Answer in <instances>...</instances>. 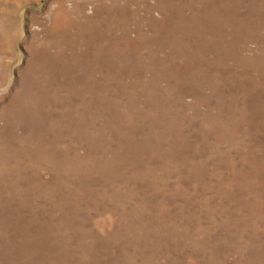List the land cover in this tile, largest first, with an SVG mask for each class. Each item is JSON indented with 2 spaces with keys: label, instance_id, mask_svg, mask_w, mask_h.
<instances>
[{
  "label": "rangeland",
  "instance_id": "rangeland-1",
  "mask_svg": "<svg viewBox=\"0 0 264 264\" xmlns=\"http://www.w3.org/2000/svg\"><path fill=\"white\" fill-rule=\"evenodd\" d=\"M0 264H264V0H0Z\"/></svg>",
  "mask_w": 264,
  "mask_h": 264
}]
</instances>
